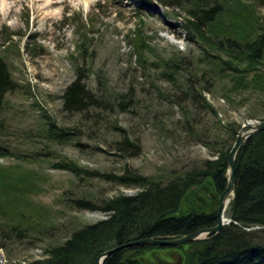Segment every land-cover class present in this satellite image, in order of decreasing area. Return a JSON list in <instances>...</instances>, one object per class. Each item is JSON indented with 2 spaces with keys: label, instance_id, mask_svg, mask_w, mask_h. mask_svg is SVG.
<instances>
[{
  "label": "rangeland",
  "instance_id": "1",
  "mask_svg": "<svg viewBox=\"0 0 264 264\" xmlns=\"http://www.w3.org/2000/svg\"><path fill=\"white\" fill-rule=\"evenodd\" d=\"M162 1L170 6L0 0V57L16 85L0 109V144L10 151L0 157V264L46 257L74 230L104 217L77 209L74 199L98 204L136 192L101 174L131 168L166 182L232 145L242 124L264 119V83L250 84L252 77L264 82V55L246 71L218 44L264 31V7L217 0L219 15L195 35L184 27L189 1ZM80 71L89 91L105 96V106L63 109L64 90ZM232 77H243V85ZM54 128L67 136H51ZM124 136L139 144V153L118 150ZM191 192L178 214L217 211L220 194L213 187ZM178 246L155 247L138 258L157 264V257L174 263L178 256L186 264L187 245Z\"/></svg>",
  "mask_w": 264,
  "mask_h": 264
},
{
  "label": "trees",
  "instance_id": "2",
  "mask_svg": "<svg viewBox=\"0 0 264 264\" xmlns=\"http://www.w3.org/2000/svg\"><path fill=\"white\" fill-rule=\"evenodd\" d=\"M157 1L164 4L162 0ZM187 1L189 9L184 17V27L197 35L213 24L221 6L217 0ZM253 1L264 7V0ZM150 3H154L153 0H140L143 5ZM164 5L168 7L170 3ZM218 44L231 52L238 62L245 63L244 70L251 71L264 55V31L257 32L253 39L245 41L225 37ZM229 68L232 69L231 66ZM169 76L167 78L173 79L171 74ZM234 80L243 85V77H235ZM251 81L252 85L264 83L262 77H252ZM15 86L5 61L0 57V109L5 94L14 90ZM63 101V109L68 112H83L91 107L105 106L108 102L105 96L96 98L89 91L81 71L64 90ZM203 102L209 112L214 114V109L205 97ZM188 131L191 135H198L192 127ZM49 132L51 136L57 137L65 134L66 137L68 134L66 130L55 128ZM230 147L219 149L214 158L204 159L199 166H193L166 182L151 179L131 168H125L120 175L101 174L102 178L120 185L136 187V192L114 195L98 204L89 199H74L73 205L77 209L97 210L104 213V217L74 230L65 241L50 248L46 257L14 264H94L98 253L117 244L141 237H176L215 225V210H192L182 214H178V210L193 187L201 189L211 186L221 194L226 186ZM118 150L131 156L141 149L138 143L124 136ZM9 154V149L0 144V157ZM229 204L226 213L231 222L223 225L218 234L184 244L187 245L183 249L186 264H264V128L250 136L237 151L234 197ZM182 245L178 247L182 248ZM155 247L161 248H124L108 255L103 264H141L138 256Z\"/></svg>",
  "mask_w": 264,
  "mask_h": 264
},
{
  "label": "water",
  "instance_id": "3",
  "mask_svg": "<svg viewBox=\"0 0 264 264\" xmlns=\"http://www.w3.org/2000/svg\"><path fill=\"white\" fill-rule=\"evenodd\" d=\"M264 128V119L259 121H247L241 125V128L236 135V138L228 151L227 157V174H226V186L220 194L218 209L216 211V224L211 227H202L191 233L183 234L176 237H141L134 240L127 241L125 243L117 244L110 247L100 253L95 258L94 264H103L104 259L111 253L136 246H160V247H176L187 242L202 240L207 238L211 234H216L226 223L231 222L230 218L224 216L226 207L234 197L235 190V158L238 149L244 144L247 139L254 135L256 132ZM196 187H193V189ZM177 261L174 263H168L161 258L157 257V264H180L182 259L177 256Z\"/></svg>",
  "mask_w": 264,
  "mask_h": 264
},
{
  "label": "flooded vegetation",
  "instance_id": "4",
  "mask_svg": "<svg viewBox=\"0 0 264 264\" xmlns=\"http://www.w3.org/2000/svg\"><path fill=\"white\" fill-rule=\"evenodd\" d=\"M166 253H167V252H166ZM172 253H173V252H168L167 255H168V254L171 255ZM172 255H173V254H172ZM172 255H171V257H172Z\"/></svg>",
  "mask_w": 264,
  "mask_h": 264
},
{
  "label": "bare ground",
  "instance_id": "5",
  "mask_svg": "<svg viewBox=\"0 0 264 264\" xmlns=\"http://www.w3.org/2000/svg\"><path fill=\"white\" fill-rule=\"evenodd\" d=\"M86 6V5H85ZM209 196V195H208ZM231 204V203H230ZM230 204H228V205H230ZM179 211V210H178ZM226 214V213H225ZM225 216V215H224ZM222 230V229H221ZM218 234V233H217ZM142 248V247H141Z\"/></svg>",
  "mask_w": 264,
  "mask_h": 264
}]
</instances>
